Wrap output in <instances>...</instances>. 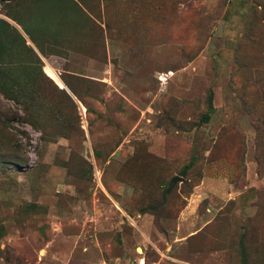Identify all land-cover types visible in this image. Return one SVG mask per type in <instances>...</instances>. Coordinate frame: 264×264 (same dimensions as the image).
<instances>
[{"label": "rangeland", "instance_id": "obj_1", "mask_svg": "<svg viewBox=\"0 0 264 264\" xmlns=\"http://www.w3.org/2000/svg\"><path fill=\"white\" fill-rule=\"evenodd\" d=\"M141 260L264 264V0H0V264Z\"/></svg>", "mask_w": 264, "mask_h": 264}, {"label": "trees", "instance_id": "obj_2", "mask_svg": "<svg viewBox=\"0 0 264 264\" xmlns=\"http://www.w3.org/2000/svg\"><path fill=\"white\" fill-rule=\"evenodd\" d=\"M23 31L29 36L31 37L30 33H28V31L26 29H23Z\"/></svg>", "mask_w": 264, "mask_h": 264}, {"label": "water", "instance_id": "obj_3", "mask_svg": "<svg viewBox=\"0 0 264 264\" xmlns=\"http://www.w3.org/2000/svg\"><path fill=\"white\" fill-rule=\"evenodd\" d=\"M178 181H180V178H175L174 179V183H177Z\"/></svg>", "mask_w": 264, "mask_h": 264}, {"label": "bare ground", "instance_id": "obj_4", "mask_svg": "<svg viewBox=\"0 0 264 264\" xmlns=\"http://www.w3.org/2000/svg\"><path fill=\"white\" fill-rule=\"evenodd\" d=\"M141 264H144V261L141 260Z\"/></svg>", "mask_w": 264, "mask_h": 264}]
</instances>
